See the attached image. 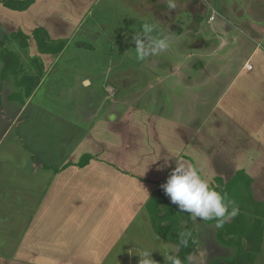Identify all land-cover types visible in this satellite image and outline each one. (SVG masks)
<instances>
[{
  "label": "rangeland",
  "instance_id": "rangeland-1",
  "mask_svg": "<svg viewBox=\"0 0 264 264\" xmlns=\"http://www.w3.org/2000/svg\"><path fill=\"white\" fill-rule=\"evenodd\" d=\"M123 1L117 0L112 3V0H64L66 8L77 14V17L71 20L76 21L77 26H72L74 32L70 38L68 49L61 56V60H58L54 65L52 73L42 85L40 92L35 94L36 97L28 109L22 108L21 103L17 100L7 99L4 94L13 85L10 80H6L7 82L2 87L0 81V226L5 223L10 224L0 227V240L5 241L4 244L0 242V247L4 245L5 251L10 249L14 252V257H16L17 251H25L28 254L29 252L35 253L38 256L32 257H36L31 261L32 264H50L54 259L45 257L41 253V228L37 223L33 229L29 228L27 231L31 235L30 241L17 242L19 237L15 235V232H20V227L15 226V221L10 217L13 215L14 209L16 218L24 223L30 216L29 210L35 214H48V200L52 202V207L56 208L54 211L56 213L53 212L56 215L55 218L62 219L65 224L67 223L63 227L55 225L56 222H53V227H50L53 230L44 236L48 245L50 240V245L57 247L58 242L61 245L66 241L64 237H84L88 231L83 225V221L89 222L90 225L93 222L96 223L95 214L91 210L97 206L93 207L90 204L91 200H95L102 208L111 202L120 206L119 200L127 199L129 201L128 195H123L115 182L106 189L99 188L101 181L96 179L97 175L94 172L89 174V178L85 180L96 188L91 185L86 186L91 193L81 195L80 198L86 200L84 202L74 201L75 198H79L80 191L69 197L67 195L64 200L57 195H52V198L49 199L35 188L43 186L42 183L45 180L50 182V179L45 178L48 176L47 173L61 169L65 164L56 159L65 157L63 151L65 148L67 150L71 143L73 145L78 143V136L81 134L87 131L95 132L94 128L91 129L90 126L97 122L96 116H99L101 112L102 114L105 112L104 117L108 116L115 107L118 112L112 113L121 115L126 110V106H129V112H131L128 119L125 118V122L117 119L118 124L110 126L104 120L103 129L101 128L99 131L100 127L96 128V131H99L98 141L100 143L102 139L107 142L113 141L114 147L111 145L110 150L117 148L118 136L115 130L122 131V136H127L130 132L137 135L147 134L146 124H149L147 121L153 119L154 116L156 120L161 104L165 105V111L161 115L168 119L173 113H190L194 116L202 114L200 115L202 119L207 110L203 104H210L211 107L217 105V98L222 92L223 102L230 100L229 107L239 108L242 116V108L246 109L245 117L247 118L252 115L256 119L258 114L264 113V70L262 69L264 68V35H260V39L254 40L246 36L243 37L237 32L238 44L244 38L240 47L243 54L237 57H231L234 50L233 45L224 46L222 50L217 46L223 36L222 10L229 14L235 9L238 11V15L232 18V22H227L229 24H226L227 31L232 30V26L237 27L235 24H239L244 31L264 33V0H195L192 8L172 17L173 23L176 18L178 19V29H180L178 33H175L177 34L176 42L170 46L167 52L144 61L134 58L135 44L131 37L140 30L143 21L156 22L153 20L155 17L148 10L156 6L167 7L166 2L165 0H149L146 3L145 14L138 16L137 12L131 9L133 4L124 6ZM59 10L63 11L64 9L61 7ZM213 17L215 20L211 21ZM156 23L160 29L165 31L159 22ZM174 24L176 25L172 32L176 31L178 26L177 23ZM223 30L225 31L224 28ZM201 38L208 41L206 47L199 43ZM228 39L233 41L232 44H235L234 36L230 35ZM255 48H258L259 51L250 60L253 69H243L245 61L252 55ZM27 56L23 61L28 66L30 57ZM2 68L0 60V74ZM29 70L31 72L33 67H29ZM209 74L213 77L216 76L218 82L216 87L211 89L210 94L206 92L208 87H213V80L209 78ZM188 75L192 77L190 82L185 81ZM82 78L90 80L89 88H81V86H87L78 83ZM106 78H114L119 81L115 80L116 84L111 87V85H107V82H104ZM248 79H252L249 81V87L246 85ZM103 88L106 89L108 96L106 93L103 94ZM113 88L115 93L110 94ZM60 119L67 125L63 123L59 127L56 126ZM155 120L151 125L155 124ZM74 126L75 128H73ZM18 127L23 135L16 132ZM260 127L262 128L258 134L264 138V125L262 124ZM254 129L253 126L251 130ZM91 132H88L91 136L95 135ZM27 137L37 151L51 152H48L43 158L34 155L31 149L25 148L28 145ZM160 138L166 142L163 133H160ZM123 143L127 147L133 143V140L128 136ZM133 146L130 148L131 150L134 149ZM150 146L154 147V143L152 142ZM84 148L87 147L83 146L82 149ZM119 149L121 148L118 147ZM114 151L117 150H112L113 156H115ZM82 152H87V150ZM133 165L140 166V163ZM96 169V165L94 167L90 165L83 170ZM104 169L116 168L104 167ZM64 170L70 171L69 168ZM29 172L30 174H27ZM82 172L84 174V171ZM99 172L97 171V173ZM7 174L10 177L5 176ZM68 176L72 177V174ZM76 181L73 179L71 183ZM96 189L103 195L95 194ZM34 190H36L35 193ZM61 205L67 209L59 213L57 211ZM99 211L103 214L101 219L104 222L109 218L111 220L116 218L113 211L106 213H103L101 209ZM127 212L123 211V213ZM135 214L132 216V218L134 217L132 222L136 223L137 220V224H141L142 228L136 232L141 235L153 233L162 241L154 233L151 223L147 219V213H144L143 210L137 212V219ZM197 222V228L193 224L196 244L198 243L201 249L209 248L211 245L210 248L215 250L218 243L215 237L213 239L210 228L206 227L203 221ZM107 231L101 234L105 236ZM168 244L172 243L166 245ZM153 245L154 248H150L151 251L160 254L161 246L158 243ZM126 247L130 254H134L137 250L133 241ZM222 250L226 252V249ZM262 252L264 253V240ZM214 254L217 253L214 252ZM162 259L164 260L163 257ZM63 261L65 262V260ZM113 261L115 260L108 259L105 264H110ZM97 262L102 264L101 259ZM120 264L124 263L120 261ZM255 264H264V254L257 258Z\"/></svg>",
  "mask_w": 264,
  "mask_h": 264
},
{
  "label": "crops",
  "instance_id": "crops-1",
  "mask_svg": "<svg viewBox=\"0 0 264 264\" xmlns=\"http://www.w3.org/2000/svg\"><path fill=\"white\" fill-rule=\"evenodd\" d=\"M116 1L117 0H112V3H115ZM148 1L149 0H124L123 2L124 6L125 4L128 6L133 4L131 9L134 12H137L138 16H140L145 14L147 10L146 3ZM63 2L64 0H34L30 7L21 11L11 10L0 3V39L6 34L15 33L18 31H21L22 33L29 36L28 47L26 48H21L15 43H5V47L7 49L19 55L20 65L24 69L23 74L35 73V66L31 63L33 58H38L41 61L43 67V76L29 97H24L23 89L16 85V77L14 75L10 74L5 80H1L0 74L2 87L4 86V83L7 82L6 80H10L11 85H13V87H10L8 92H5V97L10 99V97H14L16 94L18 96H22L24 99V104H21L22 108L26 107V109H28L33 103L32 100L36 97L35 94L40 92L42 85L52 73L54 65L58 60H61V56L68 49L70 38L74 32L72 26H77L76 21H71L73 18L77 17V14L70 12L66 8V3ZM194 4L195 0H178L177 9H168L167 7L156 6L150 8L148 12H150L155 17H152L153 20L159 22L162 28L164 27V32H167L168 30L172 32V30H174V25H176L174 23L178 24V19L176 18L175 22L173 23L172 17H175L179 12H186V10L192 8ZM61 7L64 9L63 11L59 10ZM237 15V9L233 10L230 14L222 10V27L225 29V31L222 28V41H219L217 46L222 50L224 46L233 45L232 47L234 50L231 54V57H237L238 55L241 56L243 54V52L240 50V47L244 38H242L238 44V39L236 37L237 32L242 34L243 37L246 36L254 40L260 39V35H264L263 32L259 34L257 31H244L240 28L239 24H235L239 29L235 26H232V30L227 31L226 24H228L229 21L232 22V18ZM214 20L215 17H213L211 21ZM178 27L179 24L176 28V31L172 33H178V31H180ZM36 28L45 29L50 39L53 41H66L62 52H60L58 55L40 53L32 35L34 29ZM230 35L234 36L236 41L235 44H232L233 41L228 39V36ZM199 43L206 47L208 41L205 38H201ZM258 51V48H255L252 55L245 61L243 69H253L250 60L256 56ZM25 56L30 57V63L28 66L26 65L25 61H23V59L25 60ZM2 66H4L3 62ZM29 67H33L31 72ZM262 69L264 70V68ZM189 76L190 75L187 76L185 81L190 82L192 80V77ZM208 76L211 78V80H213V87H208L206 90V92L210 94L211 89L215 88L218 82L216 81V76L213 77L211 74ZM253 77L255 78L254 75ZM115 80L117 79L106 78L104 82H107V85H111V87H113L112 85L116 84L114 83L116 82ZM250 80L252 79H248L246 82L247 87L250 86ZM79 81L80 82L78 83L87 85L81 86V88L87 89L90 87L89 84L91 82L89 79L82 78ZM102 90L103 94L106 93L108 96L106 89L103 88ZM113 93H115L114 88L110 94ZM222 97L223 94L221 92L217 98V105H214L213 107H211L210 104H203L204 108L207 110L204 112L202 119L200 118V115L202 114L194 116L190 113H173L170 119H168L161 115V113L165 111V105L161 104L160 113L159 115H156V120L154 116L153 119H149L147 121V123H149L146 124L148 128L147 134L143 135L140 133L137 135L131 134L130 132L127 136H122V131L115 130L117 132L116 135L118 136V142L116 144L117 148L111 150L109 147L111 145L114 147L113 141L107 142L105 139L100 140L101 143L98 141L99 131L101 128L103 129V121L106 120L110 126H116L118 124V122H116L118 121L117 119L124 121L125 118L128 119L131 112H129V106H126V110L121 115H114V113H112L118 112L115 107L112 109V112L108 114V116L106 115L104 117L105 112H103V114L101 112L99 116H96L97 122L93 123V126H90L91 129L94 128L95 132L87 131L81 134L78 136V143L75 145L71 143L67 150L65 148V150H63L65 157L62 159L56 158L65 164L61 167V169H56L50 173H47L48 176H45V178L50 179V182H47L44 179L45 182L42 183L43 186L37 184L41 187L35 188L43 195H46L49 199L52 198V195L61 196V199H64L69 197L71 194H76L77 191H80L78 196L79 198H75L74 201L78 200L77 202H84L86 200L80 198L82 197L81 195L84 196L85 194L91 193L89 190H87L86 186L91 185V187L96 188L85 180L89 178V174L94 172L97 175L96 179L101 181V187L99 188L106 189L107 187L112 186L115 182L118 185V189L122 191V194L128 195L129 201H127V199L119 200L121 207L116 206L111 202L102 208L95 200H91L90 204L93 205V207H98L91 210V212L95 214L96 223L93 222V224L90 225L89 222L85 223L83 221V225L87 228L88 233L84 234V237H64L66 241L64 243L62 242L61 245L58 242L57 247L51 246L50 240L48 245L44 236L48 235L49 232L53 230L50 229V227H53V222H56L55 225L58 224L60 226H65L67 223L65 224L64 220L62 219L55 218L56 215H54L53 212L56 208L52 207V202L48 200V214H35L32 210H29L28 213L30 216H28L24 223L16 218L14 214V211L16 210L14 209L13 215L10 217H12L15 221L14 225L20 227V232H15V235L19 237L17 242L20 241L25 243L26 241H30L29 239H31V235L28 234L27 231L29 228L33 229V227L36 225L35 223H37L41 228V253L45 257L54 259V261L50 264H99L97 261L100 259L102 260V264H105L108 259L115 260L110 264H120V261H122L124 264H139L140 258L138 254L144 249L154 248L153 244L157 243L161 246L159 248L160 254H157L155 251H151V258L155 261V264H160L157 261L159 257H163L164 260L168 261L165 258L166 253L164 251V245H166L167 242H164L162 238L161 241L155 237L152 232L151 235H141V233H137L136 231L141 228V224H137L138 221L136 219L137 212L143 210L144 213H147L146 204L148 200L156 191V189L164 183L171 170L175 167L176 158L182 159L186 164L197 166L201 170L202 175L214 180V184L216 183V178H221L224 182H227L235 175L237 171L243 170L246 175L251 178L250 189L254 200L264 202V138L258 134L259 130L262 128L260 125H264V113L258 114L256 119L254 116L248 115L250 118L249 119L245 117V114L247 113L246 109H241V113L243 114L242 116L240 114L239 108L237 109L235 106L230 108V100L223 102L224 100ZM42 115H44V113H42ZM154 120L155 124L151 125L154 123ZM63 123L67 125L65 121L60 119V122L56 126L59 127ZM98 126L100 128L97 132L96 128H98ZM253 126L255 129L251 130ZM73 128H75V126ZM16 132L23 135V132L20 131L19 127L16 129ZM88 132L95 133V135L91 136ZM24 133L26 134V132ZM160 133L164 134L166 142L160 138ZM128 136L132 138L133 143L125 147L123 141ZM28 138L29 137H27L28 145L25 146V148L31 149L34 155L38 156L39 158H43V156H45L48 152H51L37 151ZM152 142L154 143V147L150 146L152 145ZM119 143L120 145L118 146ZM100 144L102 145L99 146ZM83 146H86L87 148L82 149ZM132 146L134 147L133 150L130 149ZM118 147L121 149L118 150ZM85 150H87V152H82ZM112 150H117L116 152L114 151L115 156L112 155ZM84 153L90 154L92 158L90 159L88 165L81 168L76 164L79 160V155H83ZM82 155H80V157ZM138 162L140 163V166L137 165ZM133 164H136L137 166ZM90 165L92 167L96 165L97 169L90 171L83 170ZM104 167L116 169L103 170ZM62 168H69L70 171L68 172ZM82 171H84V174ZM97 171L100 172L97 173ZM101 173L102 175H100ZM27 174H30V172ZM70 174H72V177L68 176ZM5 176L10 177L8 174ZM60 179H62V181H60ZM68 179H70V181H68ZM73 179H76L77 181L71 183ZM73 184L75 186H72ZM35 192L36 190H34V193ZM95 194L101 193L98 189H96ZM66 209L67 207L63 208L61 205L58 209L59 211L57 212L62 213L60 211ZM99 209H101L103 213L113 211L114 215L116 214V218L112 220L109 218L106 222H104L103 219H101V215L103 216V214H101ZM123 211L128 212L123 213ZM50 214H52V216H50ZM133 214H135L136 223L132 222L134 219V217L132 218ZM146 216L149 221L148 214H146ZM53 218L56 220H53ZM197 223V221L192 220V224H194V227L196 228ZM9 225L10 224L5 223L0 227ZM204 225L210 228V233H212L213 239L215 237L216 240L217 228L212 227V224L207 222H205ZM186 226L187 225L184 223V227ZM106 230L108 231L106 235L103 236L101 233L106 232ZM132 241L137 247V250L134 254H130L128 247H126L128 244H131ZM0 242L3 244L5 243L3 240H0ZM216 242L218 243L217 240ZM217 245L218 246L215 248V250L210 248L211 245L209 248L201 249L197 243L186 264H209V262L215 257H229L233 253L231 248L223 246L220 243ZM4 249V245L0 247V264H19L16 257L13 255L14 252L10 251V249H7V251ZM222 249H226V252H224ZM214 252L217 254H214ZM262 254L264 253L261 251L256 256L255 261ZM29 255L31 257V261L38 256L33 252H29ZM34 256L36 257L32 258ZM63 260H65V262ZM196 261H198V263H196Z\"/></svg>",
  "mask_w": 264,
  "mask_h": 264
},
{
  "label": "trees",
  "instance_id": "trees-1",
  "mask_svg": "<svg viewBox=\"0 0 264 264\" xmlns=\"http://www.w3.org/2000/svg\"><path fill=\"white\" fill-rule=\"evenodd\" d=\"M34 0H0V3L11 10H26ZM33 37L40 53L58 55L65 47L66 41H53L47 31L43 28H36ZM29 36L21 31L6 34L0 39V59L4 66L1 71V80L8 75L16 77V85L23 89L24 97H29L33 89L38 85L43 76L42 63L38 58H33L31 63L35 66L34 74H26L20 65V57L15 52L7 49L5 43H15L21 48L28 47ZM10 100L20 101L24 104L22 96L17 94L10 97ZM92 156L84 153L78 160V167H85L89 164ZM167 179V178H166ZM166 180L164 181V183ZM251 178L243 170L224 182L216 178L214 186L217 190L227 193L228 197L235 200L239 205L240 213L230 219L222 228L217 229L216 240L223 246L229 247L233 253L229 257L219 256L213 258L209 264H254L256 256L262 251L264 240V202L254 200L250 189ZM146 212L149 216L154 233L162 238L164 242L178 243V234L181 231L190 232L188 245L181 247L177 255L186 264L190 254L196 246V234L192 224L191 216L186 212L179 211L169 197L165 195L161 186L152 194L146 204ZM184 223L187 225L184 227ZM212 224L213 222H207ZM158 263L169 264L159 258Z\"/></svg>",
  "mask_w": 264,
  "mask_h": 264
},
{
  "label": "clouds",
  "instance_id": "clouds-1",
  "mask_svg": "<svg viewBox=\"0 0 264 264\" xmlns=\"http://www.w3.org/2000/svg\"><path fill=\"white\" fill-rule=\"evenodd\" d=\"M168 9H177L178 0H165ZM131 39L134 41L135 59L144 61L160 56L176 42L177 34L164 32L158 23L143 21L140 30ZM179 70V69H177ZM176 158V157H175ZM212 178L202 175L201 170L192 164H186L176 158L175 167L161 185L165 195L175 204L179 211L188 213L193 221L213 222L212 227L222 228L230 219L240 213L239 205L228 197L227 193L217 190ZM191 233L181 231L178 243L165 245L166 259L169 264H183L177 253L181 247L188 245ZM152 249H144L138 254L139 264H155L151 258ZM171 253V254H169ZM19 264H31V257L25 251H17Z\"/></svg>",
  "mask_w": 264,
  "mask_h": 264
}]
</instances>
